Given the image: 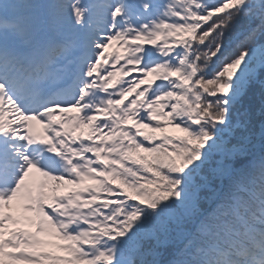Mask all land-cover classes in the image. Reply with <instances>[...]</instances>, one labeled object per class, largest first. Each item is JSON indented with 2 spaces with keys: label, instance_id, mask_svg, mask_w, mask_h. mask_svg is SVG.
I'll return each mask as SVG.
<instances>
[{
  "label": "snow or ice",
  "instance_id": "1",
  "mask_svg": "<svg viewBox=\"0 0 264 264\" xmlns=\"http://www.w3.org/2000/svg\"><path fill=\"white\" fill-rule=\"evenodd\" d=\"M0 264H264V0H0Z\"/></svg>",
  "mask_w": 264,
  "mask_h": 264
},
{
  "label": "rangeland",
  "instance_id": "2",
  "mask_svg": "<svg viewBox=\"0 0 264 264\" xmlns=\"http://www.w3.org/2000/svg\"><path fill=\"white\" fill-rule=\"evenodd\" d=\"M167 128H171L173 131H175L176 130V128H174V127H167ZM166 128V129H167ZM176 133H178V131L176 130ZM159 136H163V135H160V134H158ZM57 194V193H56ZM12 208H13V210L15 211V212H18V211H22V207H21V205H20V203L19 202H13V204H12Z\"/></svg>",
  "mask_w": 264,
  "mask_h": 264
}]
</instances>
